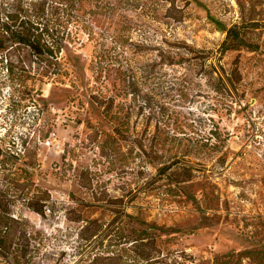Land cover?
Listing matches in <instances>:
<instances>
[{
	"label": "rangeland",
	"instance_id": "1",
	"mask_svg": "<svg viewBox=\"0 0 264 264\" xmlns=\"http://www.w3.org/2000/svg\"><path fill=\"white\" fill-rule=\"evenodd\" d=\"M37 2L0 0V19ZM40 14L57 58L0 49V264H104L140 230L154 242L139 249L183 264L264 252V0ZM234 25L240 43L223 42ZM15 164L48 192L43 213L12 199Z\"/></svg>",
	"mask_w": 264,
	"mask_h": 264
},
{
	"label": "trees",
	"instance_id": "2",
	"mask_svg": "<svg viewBox=\"0 0 264 264\" xmlns=\"http://www.w3.org/2000/svg\"><path fill=\"white\" fill-rule=\"evenodd\" d=\"M63 0H38L35 7L31 9H22L21 11H8L5 18L0 19V49L6 47V41L11 40L15 45L16 43L23 45L29 49L31 54L38 60H47V57L57 58L59 55V47L54 48L52 43L47 40L48 28L41 23V14L44 12L45 6L50 5L52 9L58 8L62 4ZM72 3H79L80 0H69ZM66 3V2H64ZM232 40L236 43H240L239 31L237 26H231L226 29V37L223 42ZM226 47V46H225ZM32 65L29 64V67ZM39 67V65H38ZM11 72V66L6 67ZM28 69L30 68H23ZM35 69V68H34ZM234 71L239 75L237 71V65L233 67ZM46 135L43 134L42 137ZM24 144V141H22ZM25 151V150H24ZM15 158H20V154L16 152ZM3 166V165H2ZM10 178L7 179L8 184L14 191L12 199L21 200L28 208L37 212L43 213L45 205L49 199V194L45 190L38 188L34 185L33 181L29 178L30 172L24 167L15 164L9 172ZM0 205L4 206L0 203ZM14 216L10 213L7 215L9 220H13ZM2 220V214L0 215V222ZM3 225V224H2ZM7 228V225L4 224ZM123 240L121 243L128 241L131 238V242L128 246H125L122 251L113 253L111 256H106L107 261L104 264H183L182 261H178L175 257H170L165 254L159 257L158 254L151 249H139V245L154 242V237L147 234L145 230H140L136 236L129 234L121 236ZM120 237V239H122ZM156 253L159 252L158 248H155ZM263 255L262 250L245 249L242 251H226L213 256V264H235L236 261H240L241 258H251L253 255ZM99 257H94L88 264H96ZM235 260V261H234Z\"/></svg>",
	"mask_w": 264,
	"mask_h": 264
}]
</instances>
